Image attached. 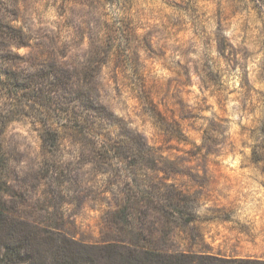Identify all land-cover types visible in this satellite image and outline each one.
<instances>
[{"label": "rangeland", "instance_id": "1", "mask_svg": "<svg viewBox=\"0 0 264 264\" xmlns=\"http://www.w3.org/2000/svg\"><path fill=\"white\" fill-rule=\"evenodd\" d=\"M10 2L16 6L14 12ZM42 3L45 9L59 3L60 14L69 13L64 26L70 29L71 46L78 49L77 41L90 33L91 49L77 50L64 60L70 51L68 42H49L44 28L34 31L33 17H39ZM137 3L150 6L139 9L135 18L119 15ZM106 5L114 6L111 24L96 15ZM4 16L16 18L15 25L27 29L32 41L41 36L23 55L31 57L32 71L58 62L63 70L88 71L94 76L100 72V62L110 64L117 96L123 92L129 96L122 109L126 115L119 116L125 124L121 133L129 134L127 126L140 134L153 153L149 164L135 163L133 155L125 152L109 154L104 161L87 150L81 159L82 154L74 147L60 148L52 155L41 144L40 152L33 156L34 150L21 151L22 140L8 136L5 140L13 154L7 181L19 191L17 202L45 201L51 197L47 185L51 178H58L57 203L67 201L77 213L97 204L107 205L100 217V238L84 233L78 239L82 243L110 240L135 244L140 240L171 253L180 247L187 250L186 216L191 195L184 191L195 183L186 175L195 173L191 171L197 168L194 166L208 164L210 155L219 154V142L209 132L227 123L223 105L237 91L229 82L240 64L238 50L224 32L236 25L247 40L255 26L264 35V0H0V17ZM213 22L215 28L209 34ZM137 27L146 29L143 35L137 34ZM255 42L264 50V40ZM239 51L245 59L252 54L244 47ZM51 53L55 55L49 58ZM256 79L264 80V58L257 64ZM241 88L246 89L245 96L232 109L233 114L249 109L252 85L246 71ZM210 100L215 101L219 113L212 110ZM256 107L253 105L252 111ZM209 112L210 116L205 115ZM202 130L203 143L197 145L195 140ZM256 132L261 141L255 157L259 164L264 161V109L253 134ZM105 192H113L112 199ZM66 228L76 236V230Z\"/></svg>", "mask_w": 264, "mask_h": 264}, {"label": "trees", "instance_id": "2", "mask_svg": "<svg viewBox=\"0 0 264 264\" xmlns=\"http://www.w3.org/2000/svg\"><path fill=\"white\" fill-rule=\"evenodd\" d=\"M10 5L14 12L16 6ZM16 21L10 16L0 17V120L9 118L5 109L11 110L10 116L34 117L40 125L42 147L52 155L60 148L74 147L82 154L81 159L86 150L104 161L109 154L125 152L133 155L135 163H151L153 153L146 139L127 126L129 134L121 133L124 120L102 108L100 97L92 89H83L80 71L63 70L58 62L32 71L31 57L12 51L13 47L29 48L32 41ZM5 138L0 129V264H255L193 253L170 254L140 240L135 244L110 240L82 243L47 213L49 206L57 204L58 178H51L47 185L51 197L45 201L17 202L19 191L7 181L13 153ZM49 165L47 162L48 170Z\"/></svg>", "mask_w": 264, "mask_h": 264}, {"label": "clouds", "instance_id": "3", "mask_svg": "<svg viewBox=\"0 0 264 264\" xmlns=\"http://www.w3.org/2000/svg\"><path fill=\"white\" fill-rule=\"evenodd\" d=\"M71 6V3H69L68 7ZM149 6L137 3L130 11L120 12L119 15L135 18L139 9H146ZM113 7V5H106L96 15H100L103 21L111 24L115 15ZM58 8L59 3L55 7L47 9H45L43 3L39 5L40 15L39 17H33L35 21L34 31L35 29L44 28L45 32L43 35L49 42H68L70 51L68 56L63 58L64 60L72 57L77 50L81 52L89 51L92 47V34L85 33L82 40L77 41L78 49L72 47V36L69 35L70 29L64 26V21L69 13L65 11L64 15H61L57 10ZM251 16L254 18L255 13H251ZM41 20L43 23H41ZM256 23L259 24V21ZM214 28L215 23L213 22L208 28L209 34L212 33ZM136 31L138 35H143L146 29L137 27ZM100 35L103 36L104 32L102 31ZM224 35L229 38L232 46L238 50L236 59L240 61V64L229 82V87L237 91L233 92L223 105L227 109L225 113L227 123L223 124L221 129L209 132V135L219 142L216 147L220 149V152L208 157L207 171L209 174L215 171L216 175L223 177V182L219 184V187L225 189L226 198H221L224 200V204L220 206L226 205L234 211L235 214L229 224L238 229H244V234L249 240L246 247L242 249L237 247L236 255L233 258L253 261L255 264H264V161H260L259 165L256 163L255 157L261 150L258 147L261 141L256 138L259 136V132H256L255 135L253 134L258 127L261 109H264V80L258 81L256 79L257 64L261 58H264V50H261L259 44L255 41L258 39L264 40V35H261L259 29L253 26V31L248 33V39L244 40V34L239 31L236 25L228 28ZM40 39L41 36L36 35L35 40L29 41V43L38 42ZM241 47L247 48L252 53L247 59L239 51ZM12 51L19 55H24L30 49L13 47ZM212 54L213 56L217 55L214 49ZM221 63L223 64V61ZM111 67L110 64L101 65L99 74H94L93 77H88L82 71L79 76L80 83L85 91L92 89L94 94L100 97V106L102 108L118 117L125 116L126 114L122 109L129 103V96L127 92H123L119 97L117 96L115 85L111 79ZM245 71L248 73L249 83L252 85V92L248 100L249 109L243 114H233L232 109L237 107L245 96L246 89L241 88V79ZM209 103L213 105L212 110L219 113L220 109L216 106L215 101L210 100ZM253 105H257L255 111H252ZM25 110L27 111V108ZM10 111L5 109L4 115L9 118L0 120V129L3 130V135L5 137L15 135L17 139L23 141L21 151L25 148L30 151L34 150L32 155L35 156L40 152L42 144L38 131L40 128L39 123L35 122L34 117L24 116L23 114L10 116ZM211 114V112L205 113V115L209 116ZM241 115H243V119H241ZM203 136L204 132L202 130L195 140L197 145L203 143ZM204 174L205 170L201 168L200 175ZM104 195L108 199H112L113 192H105ZM196 203L200 205L197 215L201 217L211 216L212 210L217 206L214 196L211 198L201 197ZM106 207L107 205L105 204H97L94 208L86 207L82 212L77 213L73 204L67 201H60L54 206H49L47 213L53 214L61 227H69L76 230L77 239L84 233H91L93 237L99 239L101 236L100 217ZM212 235L214 234H204L203 242L211 243L209 236ZM216 244L225 253L231 251L230 248L225 247L221 239H217ZM181 253L188 254L183 247L170 254L179 255ZM212 254L215 255V253Z\"/></svg>", "mask_w": 264, "mask_h": 264}, {"label": "crops", "instance_id": "4", "mask_svg": "<svg viewBox=\"0 0 264 264\" xmlns=\"http://www.w3.org/2000/svg\"><path fill=\"white\" fill-rule=\"evenodd\" d=\"M194 167L197 168L191 169V171L195 173L186 175V177L193 179L195 184L192 187H187V190L184 191L187 195H191L189 198L191 199L188 209L189 214L186 216L187 251L198 255L234 259L237 247L241 249L246 247L249 240L244 234V229H238L229 224L235 214L234 211L226 205L220 206L224 204V200L221 198H226L225 189L219 187V184L223 182V177L216 175L215 171L209 174L207 164H200ZM201 168L205 170L204 175H200ZM213 196L217 206L212 210V215L206 217L198 216L200 205L196 202L201 197L211 198ZM206 233L214 234L209 236L211 243L203 242L204 234ZM217 239H221L225 247L230 248L231 251L223 252L220 246L216 244ZM212 253H215V255Z\"/></svg>", "mask_w": 264, "mask_h": 264}]
</instances>
